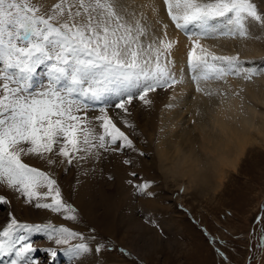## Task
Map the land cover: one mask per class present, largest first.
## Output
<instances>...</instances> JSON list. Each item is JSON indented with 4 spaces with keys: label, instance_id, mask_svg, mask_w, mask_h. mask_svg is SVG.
<instances>
[{
    "label": "snow or ice",
    "instance_id": "6c2138e0",
    "mask_svg": "<svg viewBox=\"0 0 264 264\" xmlns=\"http://www.w3.org/2000/svg\"><path fill=\"white\" fill-rule=\"evenodd\" d=\"M162 5L171 24L190 41L187 68L197 91H202V80L260 74L256 67H244L239 55H217L201 43L214 37L213 21L221 18L230 20L222 35L248 38L249 20L264 24V13L253 0H162ZM141 7L156 14L162 35L147 23L144 12H129L124 0H60L51 14L42 13L32 0H0V186L26 203L35 201L36 208L77 219L56 179L23 157L71 165L110 146L113 151L132 147L106 109H100L95 117L99 123H93L85 101L115 96L114 107L127 113L134 98L151 104L149 93L182 82L173 70L177 41L168 38L169 25L159 19V6ZM42 66L48 82L32 90L33 74ZM138 187L143 191L148 185ZM0 203H7L3 195ZM18 229L44 232L56 245H69L64 251L74 257L89 251L85 243L70 244L83 237L68 227L21 224L11 216L0 229V256H14L10 264H38L33 255L38 249L28 237L17 236ZM44 251L53 261L58 255L57 248Z\"/></svg>",
    "mask_w": 264,
    "mask_h": 264
},
{
    "label": "rangeland",
    "instance_id": "374dc122",
    "mask_svg": "<svg viewBox=\"0 0 264 264\" xmlns=\"http://www.w3.org/2000/svg\"><path fill=\"white\" fill-rule=\"evenodd\" d=\"M59 2L60 0H32L33 4L40 7L42 13L48 14H51L54 5ZM129 2L126 3V7L129 5L128 8L131 9L130 5H133L131 11H135L136 5L140 4V0H129ZM253 2L258 10L264 13V0L258 2L253 0ZM247 23L249 37L255 35L259 38L258 47L262 48L263 53L257 59L253 56L244 59L239 57L240 61L244 62V67L257 68L260 74L252 77L260 79L264 77V24L253 20ZM228 24H230L229 18L213 21L214 28H223ZM235 38L239 40L237 53H240V46L244 44L245 38L238 36ZM178 69L181 76L191 74L187 64L178 63ZM230 76L239 82L241 78H245V73L227 77ZM227 77L225 80L210 79L211 85L215 84L216 87L227 85ZM38 78L42 80L41 83L47 84L45 67L42 66L33 74L31 83ZM41 86L32 84V90ZM216 89L212 88L213 95ZM109 97H113V102L118 101L115 96ZM133 101L140 105L142 103L138 98H134ZM167 101L168 99L165 104ZM85 102L88 104L89 101ZM90 107L88 108L91 110L86 109L89 118L91 114L100 115L99 112L93 113L92 110L98 111L102 106L93 104ZM160 112L161 116L157 117L156 122L143 120L139 126L135 122H130L132 113L128 114L131 126L126 135L132 140V147L113 151L111 148L115 146H110L108 151L101 149L98 154L87 157L90 162L87 158L73 162L76 167L74 174H77L78 179L80 177L92 179L90 188L87 189L90 199L82 195V192L78 194L84 179L82 183L81 180H73L72 187L70 180L58 184L65 202L76 209L75 221L64 219L65 214L36 208L35 201L31 204L26 203L24 197L10 189L14 194L15 208L12 207L11 210L5 203L0 204L1 229L6 226L11 216H15L21 224L51 223L68 227L83 237L70 241V244L88 245L87 253L74 257L64 251L69 245H56L54 241L48 240L46 233L18 229L16 235L28 237L38 249L33 254L38 264H264V237H262L264 234V145L262 147L253 145L250 149H246L238 158L235 169L225 167L220 180L212 178L211 182H215L216 186L214 183H209L205 190L201 188L195 192L189 189L187 194H182L178 186L172 183L174 180H167L163 175L166 173L164 168L172 165L170 154L165 161L158 153L160 144L169 131L165 125L168 121L166 115L162 109ZM207 116L204 115L202 118ZM186 118L185 120H188V117ZM189 124V121L185 122V126ZM262 143L264 144V140ZM120 155L122 159L119 158ZM38 160L36 158V161ZM117 165L124 167V172L118 171ZM50 166L52 169L55 168L53 172L59 174L58 179L64 178L65 170L68 173L72 169V164L63 162ZM40 169L49 172L46 168ZM91 173L95 178L89 176ZM132 173L136 175L133 176ZM207 174L211 176L206 172L205 175ZM97 178L99 179L96 180ZM102 182L105 188L101 193ZM74 183L77 185L75 186ZM144 184L148 187L141 191L138 186ZM65 187L67 190H64ZM97 188L100 194L97 193ZM49 247L58 249L54 261L44 251ZM97 248L100 250L96 251ZM135 249L140 251L142 249L141 254H136ZM5 257L7 258L0 256V264H6L7 261L10 263L11 259H14V256Z\"/></svg>",
    "mask_w": 264,
    "mask_h": 264
},
{
    "label": "bare ground",
    "instance_id": "6f19581e",
    "mask_svg": "<svg viewBox=\"0 0 264 264\" xmlns=\"http://www.w3.org/2000/svg\"><path fill=\"white\" fill-rule=\"evenodd\" d=\"M127 2L129 0H124L125 6ZM152 2L159 6V19L169 25L167 29L168 38L177 41V45L173 50V59L176 61L173 70L176 72L177 78L181 79L182 82L172 88L157 89L149 94L151 104L146 105L142 102L140 105V103L133 101L132 104L127 105V107L129 106L128 109H130L126 113L127 115L121 109L114 107L118 101L113 102V97H106L104 101L99 102L89 101L88 105L89 107L93 104L102 106L112 116L117 126L121 127V130L127 134L131 126L130 122H135L137 126L143 120L149 121L150 123L156 122L157 117L161 116L160 111L162 109L168 120L165 125L169 128V131L166 132V136L160 144L158 153L161 159L165 161L170 154L171 165L173 167L169 166L168 168L167 166V168H164L166 173L163 175H165L167 180H174L172 183L178 186V190L183 192L182 194H187L189 189L195 191L203 188L205 190L209 183H214V186H216L215 182H211L212 178L213 180H220L223 177L225 167L235 169L238 158L243 155L246 149H250L253 145L259 147L264 145L262 143L264 140V77L260 79H256L255 77H251L250 79L241 78L237 82L230 76L226 79L228 84L220 87H216L215 84L211 85L210 79L202 80L200 81L202 91H197L196 83L191 79V74L185 77L181 76L178 69V63L180 65L181 63L183 65L187 64V51L190 47V41L183 32L177 30L168 20L166 10L162 5V0H140V4L136 5L135 8L136 14L139 16L140 12H144L148 18L147 23L153 26V30L156 31L157 35H162V23H156V14L148 7H141ZM130 6L131 9L128 8L129 5L127 6L129 11L133 8V5ZM229 25H225V27L222 25L223 28H214V37L204 39L201 43L219 55H239L242 59L252 56L256 57L255 59L259 58L263 53L262 48L260 46L258 47L259 38L252 35V37L245 39L244 44L240 46V53H237L239 40L221 34L227 31ZM40 80V78L33 80L32 84L41 86L43 83ZM212 88H217L214 95ZM166 99H168L167 104H165ZM92 112L100 113V109L98 111L92 110ZM130 113H132V121L129 122L128 114ZM204 115L208 116L203 119L202 116ZM98 116L91 114L90 119L93 120V123H99L95 120V117ZM186 117H188V120H185L187 119ZM125 119L128 121V125L124 124ZM187 121L190 124L185 126V122ZM121 157L122 155L119 156V158ZM36 158L35 156L27 155L23 157L24 162L29 163L33 167L48 169V173L56 179L57 184H60L61 181L69 182L70 180V187H72L73 180H81L80 183H82L84 179V184L81 185L82 187L78 190V194L82 192V195H86L90 199L87 189L90 188L89 185L92 179L88 177H80L78 179L77 174H74L76 168L74 166L75 163H72V169L68 173L65 170L64 178L58 179L59 174L56 171L53 172L55 168L52 169L43 159L38 158L39 160L36 161ZM87 161L90 162L89 158H87ZM84 163L86 164V162ZM117 166H119L118 171H121V173L124 172V167ZM206 167H209V169H206ZM206 172L211 174V176L208 174L205 175ZM115 174L117 175V173ZM90 175L95 178L92 173ZM100 188L101 193L104 192L105 185L103 184V187L100 186ZM64 190H67V188L65 187ZM97 193L100 194L98 188ZM0 195L6 198L7 203L5 205L9 209L14 207V194L10 189L0 186ZM15 202H17V199H15ZM149 202L155 204L150 200ZM0 204L2 205V203ZM141 251L135 249L136 254L140 255ZM3 258L7 257L3 256ZM6 264L10 263L7 261Z\"/></svg>",
    "mask_w": 264,
    "mask_h": 264
}]
</instances>
